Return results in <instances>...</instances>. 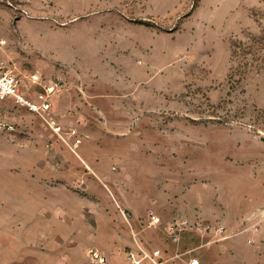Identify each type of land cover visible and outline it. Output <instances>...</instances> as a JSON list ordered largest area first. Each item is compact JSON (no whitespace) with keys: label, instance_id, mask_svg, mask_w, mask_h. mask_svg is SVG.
Masks as SVG:
<instances>
[{"label":"rangeland","instance_id":"rangeland-1","mask_svg":"<svg viewBox=\"0 0 264 264\" xmlns=\"http://www.w3.org/2000/svg\"><path fill=\"white\" fill-rule=\"evenodd\" d=\"M0 39L32 99L62 84L68 143L0 100V264H264V0H0Z\"/></svg>","mask_w":264,"mask_h":264},{"label":"built area","instance_id":"built-area-1","mask_svg":"<svg viewBox=\"0 0 264 264\" xmlns=\"http://www.w3.org/2000/svg\"><path fill=\"white\" fill-rule=\"evenodd\" d=\"M4 43V40L0 39V44ZM32 82L39 85L42 91H39L36 98H33L28 93V89H22L20 79L15 75L13 70L7 66L0 64V100L11 99L12 102L20 107L28 110L29 112L35 113L37 116L46 121L47 125L52 129L53 133L63 140L66 144L67 141L62 136V127L58 124L57 120L51 115L52 102L55 94L62 91L63 87L60 82H41L40 77L37 74L31 76ZM71 136L75 135V131H70ZM78 141L73 142V146L76 148ZM75 153V151H74ZM76 154V153H75ZM77 155V154H76ZM150 221L152 225L159 223V217L151 215ZM260 221L264 224V210L261 212ZM175 231L181 232L185 229H193L199 232H208L218 234L224 230L222 225L212 224H200L197 222L190 223L188 220H182L177 225L172 226ZM177 232V233H178ZM178 240V239H177ZM143 259H147L152 264H162L160 258V251L154 250L151 253L146 252L140 248ZM94 257L100 262L105 263V258L95 253ZM184 264H201L199 259L196 257H189Z\"/></svg>","mask_w":264,"mask_h":264},{"label":"crops","instance_id":"crops-1","mask_svg":"<svg viewBox=\"0 0 264 264\" xmlns=\"http://www.w3.org/2000/svg\"><path fill=\"white\" fill-rule=\"evenodd\" d=\"M65 95H66V93L64 92V93H60L56 97H54L56 103L57 102L59 103L61 100H63L65 98ZM2 105L3 106L6 105L7 109H6V111H0V117H2L5 120H10L11 115L13 116L14 114L8 112V109H11V105L13 106V104L9 101H4ZM19 110H21V109H19ZM27 114H29V113H27ZM27 114L24 113V115L26 116V118L24 120L20 119V123L22 125H24L23 123L25 122L26 125H28L29 129L33 130L34 133H36V134L44 135V131H45V129L47 130V128L49 130H51V132L53 133L52 129L47 125L45 120H43L39 116H35V115H31V114L27 115ZM22 116H23V114H22ZM36 118L39 120H37ZM17 119H15V120H17ZM58 124L60 125L59 122H58ZM42 126L44 128H42ZM26 130H28V129H26ZM10 134L12 137H15V136L18 137V134H16V133H10ZM14 149H15V145L13 143H10L7 147V156L6 157H7L8 161L13 160L12 157L15 156ZM75 160L76 159L74 158V161ZM53 168H55V167H53ZM32 171L36 172V170H34V169L28 170V167L25 164H21L18 167L11 165L10 163L7 164L6 172L9 174L8 182H7L8 183V190H9V195H8L9 199H13L17 203H19V200L22 199L23 203H24L26 199L32 197L30 194L31 188H30V181H29V179H31ZM259 206H261V205H259ZM259 206H257L256 208H258ZM252 228H254V226Z\"/></svg>","mask_w":264,"mask_h":264}]
</instances>
